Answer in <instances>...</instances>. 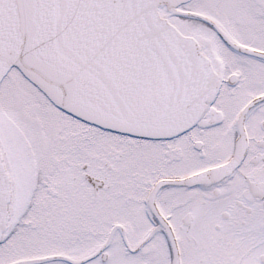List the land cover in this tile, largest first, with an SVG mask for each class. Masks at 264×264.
Returning <instances> with one entry per match:
<instances>
[{"label":"snow or ice","instance_id":"obj_1","mask_svg":"<svg viewBox=\"0 0 264 264\" xmlns=\"http://www.w3.org/2000/svg\"><path fill=\"white\" fill-rule=\"evenodd\" d=\"M0 264H264V0H0Z\"/></svg>","mask_w":264,"mask_h":264}]
</instances>
